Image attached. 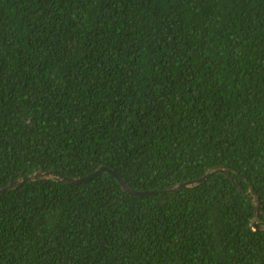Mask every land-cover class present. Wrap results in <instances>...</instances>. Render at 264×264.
Masks as SVG:
<instances>
[{"label":"trees","instance_id":"obj_1","mask_svg":"<svg viewBox=\"0 0 264 264\" xmlns=\"http://www.w3.org/2000/svg\"><path fill=\"white\" fill-rule=\"evenodd\" d=\"M0 264H264V0H0Z\"/></svg>","mask_w":264,"mask_h":264},{"label":"water","instance_id":"obj_2","mask_svg":"<svg viewBox=\"0 0 264 264\" xmlns=\"http://www.w3.org/2000/svg\"><path fill=\"white\" fill-rule=\"evenodd\" d=\"M232 172H236V170L229 167V166H223V165L213 166L204 175H202L198 178H195V179H189V180L178 182L172 187H167V188H163V189L155 188V189H149V190H137V189H134L131 186H129L128 183L125 181V179L123 178V176L120 173H118L114 169L108 168L107 166H100L95 171H93L92 173H90L86 176H77V177L68 176L59 170H39L30 176H23L16 181L11 180L8 185L0 187V193L9 192V191L15 189L16 187H18L20 184L24 183L25 181L34 180L37 178L53 179L56 181H63L67 184L74 185V184H79V183L89 181V180L93 179L94 177H96L102 173H106V174H110V175L114 176L118 180V182L121 184L124 191H126L130 194H133V195H137V196H145V195L157 194V193L176 192L183 187H195L197 185L204 183L213 174L224 173L233 180L234 184L238 187L240 192L244 193L247 197H249L253 201V203L256 207V216L253 219L251 226L254 230H257L261 227L259 225L260 214L263 213V208H262L259 196H258L257 192L255 191V189L251 185L249 188V193L246 192L239 185V183L234 179Z\"/></svg>","mask_w":264,"mask_h":264}]
</instances>
